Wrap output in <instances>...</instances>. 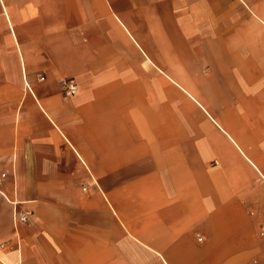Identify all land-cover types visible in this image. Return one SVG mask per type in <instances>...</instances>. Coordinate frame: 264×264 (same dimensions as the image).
<instances>
[{"label":"crops","instance_id":"0c3cea01","mask_svg":"<svg viewBox=\"0 0 264 264\" xmlns=\"http://www.w3.org/2000/svg\"><path fill=\"white\" fill-rule=\"evenodd\" d=\"M0 174V264H264V0H0Z\"/></svg>","mask_w":264,"mask_h":264},{"label":"built area","instance_id":"2783aa9c","mask_svg":"<svg viewBox=\"0 0 264 264\" xmlns=\"http://www.w3.org/2000/svg\"><path fill=\"white\" fill-rule=\"evenodd\" d=\"M43 77H40L42 79ZM60 86L62 90V94L65 97H70L73 96L74 94L77 93L78 91V85L77 83L70 78H65L60 81ZM4 175L0 174V185L3 182ZM1 192V188H0ZM16 222H24L26 220V215L24 213H18L15 218ZM260 233L263 235L264 234V224L260 226ZM202 237H198V240H201ZM2 245V244H1Z\"/></svg>","mask_w":264,"mask_h":264},{"label":"rangeland","instance_id":"374dc122","mask_svg":"<svg viewBox=\"0 0 264 264\" xmlns=\"http://www.w3.org/2000/svg\"><path fill=\"white\" fill-rule=\"evenodd\" d=\"M199 237V236H198Z\"/></svg>","mask_w":264,"mask_h":264}]
</instances>
